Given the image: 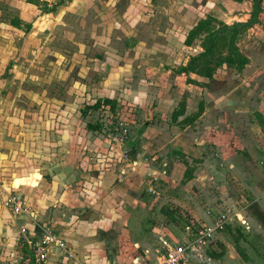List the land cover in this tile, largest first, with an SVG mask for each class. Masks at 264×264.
I'll return each mask as SVG.
<instances>
[{
	"label": "rangeland",
	"instance_id": "1",
	"mask_svg": "<svg viewBox=\"0 0 264 264\" xmlns=\"http://www.w3.org/2000/svg\"><path fill=\"white\" fill-rule=\"evenodd\" d=\"M249 3L250 0H0V142L3 149L12 148L8 160L18 151L25 155L32 143L37 150L44 146L46 157L57 158L61 152L84 154L94 160L109 153L121 152L127 157L129 141L135 134L139 138L157 133L175 137L170 132L173 111L184 104L186 118L197 119L201 115L199 100L207 98L206 103L218 107V111H209L204 121L210 127L205 132L199 129V134L193 136H204L208 143L213 142L217 132L226 130L233 149L239 148L235 160L245 176L227 174V161L217 147L208 143L211 158L203 163L213 181L204 201L203 188L195 192L209 220L201 221L188 212L183 218L178 214L176 217L182 220L179 228L175 223V203H164L161 198L163 205L170 203L173 215L163 214L158 226L165 233L163 237L169 238L168 244L184 242L182 236H195L198 228L210 222L213 213L225 214L215 208L227 202L230 210L238 211L230 225L234 234L225 231L216 235L215 242L207 247L213 255L223 249L230 251L229 261L233 263L227 264H264V228L246 207L258 197L264 211V176L259 166L264 155L254 145L257 142L264 148V138L259 130L250 129L253 118L257 120L254 113H264V65L258 71L260 75L244 84L237 76L241 70L226 66L219 68L208 83L196 74L179 72L189 57L201 50L200 38L191 47L184 45L187 33L199 20L212 16L226 24L244 22ZM262 13L260 23L264 25V7ZM261 24L240 37L239 50L256 40V32L264 34ZM261 38L264 40V35ZM249 51L253 56L255 51ZM103 98L115 101L114 110L107 106L104 111L81 115L85 106ZM258 118L264 125V116ZM115 120L123 122L129 131V139L121 146L112 130ZM94 126L100 129H90ZM188 131L193 134L198 129L190 127ZM42 134L47 137L43 139ZM64 138L68 140L67 149ZM174 148L175 144L166 147L172 156L168 161L156 159L162 169L164 163L170 167V174L175 165ZM238 229L245 231L240 245L250 257L246 263L234 247L232 236ZM255 236L263 237V245Z\"/></svg>",
	"mask_w": 264,
	"mask_h": 264
},
{
	"label": "crops",
	"instance_id": "2",
	"mask_svg": "<svg viewBox=\"0 0 264 264\" xmlns=\"http://www.w3.org/2000/svg\"><path fill=\"white\" fill-rule=\"evenodd\" d=\"M256 33V40L240 50L249 60L237 75L243 84L256 74L260 75L258 71L264 65V44L261 43L264 34L262 31ZM248 49L255 51L253 56ZM199 101L202 111L197 119L182 124V120L187 117L184 112L178 123L170 121V132L175 137L170 133H157L154 137L139 138L137 133L132 138L134 145H130L127 157L121 152L117 155L109 153L95 160L84 154L74 155L73 152H61L57 158L52 155L46 157L43 152L45 147L37 150V146L32 143V147L29 145L28 152H25L26 156L18 151L9 161L8 155L12 153V148L8 146L5 150L0 142V264H33L29 260L28 249L20 245V230L26 229L28 238L35 242L41 235L40 226H51L59 233L72 255L68 258L59 248L51 247L47 250L43 264H146L161 254L164 243L168 244L169 241V238L163 237L165 233L158 226V218L163 216L165 206L161 198L164 203H175V223L179 228L182 220L176 215L180 214L183 218L186 212L196 219L208 221L207 209L202 205V199L205 200V193L213 181L209 179L211 171L203 163L205 159L208 161L211 158L207 154L208 145L217 147L222 158L227 161V174L233 177L245 174L235 160L239 148L233 149L226 130L217 132L209 144L204 136H193L199 134V129L205 132L206 127H210L204 121L206 114L218 111V107L212 108L211 104L206 103L207 98ZM254 115L257 120L253 118L250 129L254 132L259 130L264 138V125L259 123L261 119L258 118L263 117L264 113ZM190 127L198 129V132L190 134ZM42 137L45 139L47 135L42 134ZM2 139L1 135L0 141ZM63 141L67 149L68 140L64 138ZM174 144L175 165L170 174V167L167 168L164 163L166 169H162L156 159L163 157V162L171 159L166 147ZM254 145L264 155V148L258 147L257 142ZM199 187L204 191L202 199L195 192ZM254 191L258 193V189L254 188ZM9 193L24 199L27 213L15 215L4 205ZM253 202L262 204L258 197ZM170 203L165 206L168 211L171 210ZM226 203L217 205L215 209L219 208V211L228 214L238 212L230 210L228 207L231 206ZM166 231L172 237L169 230ZM255 237H259L262 244L263 237ZM182 239L186 242L189 238L183 235ZM224 245L222 242L221 247ZM218 254L213 255L208 247L191 250L187 253L185 264H214L212 259L227 264L232 260L230 251L223 249ZM204 255L206 258H203Z\"/></svg>",
	"mask_w": 264,
	"mask_h": 264
},
{
	"label": "trees",
	"instance_id": "3",
	"mask_svg": "<svg viewBox=\"0 0 264 264\" xmlns=\"http://www.w3.org/2000/svg\"><path fill=\"white\" fill-rule=\"evenodd\" d=\"M235 2V1H234ZM236 5L237 3H233ZM250 7L248 19L244 22H232L231 24L223 23L212 16H207L201 19L197 24L187 33L184 40L186 47H191L197 39H202L200 51L189 57L186 66L180 68V73L189 75L196 74L206 80H212L215 72L226 66L227 68L235 70H243L248 64V58L239 50L238 40L248 30H254L256 26L260 25V15L262 7H264V0H250ZM202 105V104H201ZM112 110L115 108V101L109 98L98 99L94 104L87 105L81 111V115L86 116L90 111H104L105 107ZM185 105L181 104L179 110H174L171 115V123H178V119L184 115ZM202 111V106L199 107ZM103 115V113H100ZM195 117L190 119L184 118L182 124H188L194 121ZM90 127V126H88ZM92 130H98L100 127H92ZM130 145H134L132 139L129 141ZM164 215L172 217V212L167 209L162 210ZM247 211L257 221L261 228H264V211L260 208L258 203L251 202ZM227 225L226 230L234 234V230ZM243 232L239 229L235 236H232L235 242V251L241 260L246 263L250 261V257L246 253V248L240 245V241L244 238ZM246 242L248 240L246 239ZM252 243V242H251ZM264 261V256H261Z\"/></svg>",
	"mask_w": 264,
	"mask_h": 264
},
{
	"label": "built area",
	"instance_id": "4",
	"mask_svg": "<svg viewBox=\"0 0 264 264\" xmlns=\"http://www.w3.org/2000/svg\"><path fill=\"white\" fill-rule=\"evenodd\" d=\"M112 130L119 146L123 145L129 139V131L120 120H115ZM259 166L264 172V159L259 162ZM4 205L15 215L21 213L25 214L28 211L24 199L17 194L8 195L4 200ZM236 215H238V213H213L210 222L198 228L195 236L183 243H164V250L161 254L146 264H185L187 262L188 251L207 247V245L217 237L216 235L225 232L227 225L236 220ZM40 232L41 235L39 239L33 242L28 238L26 229L22 228L20 230V245L28 249L29 260H31L33 264H43L46 261L47 250L51 247L59 248L68 258L72 257L63 238L51 226H40Z\"/></svg>",
	"mask_w": 264,
	"mask_h": 264
}]
</instances>
